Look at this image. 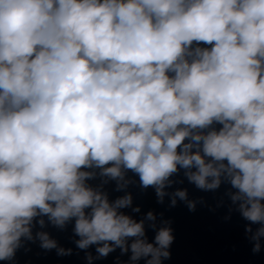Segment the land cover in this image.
Listing matches in <instances>:
<instances>
[{"label":"clouds","instance_id":"clouds-1","mask_svg":"<svg viewBox=\"0 0 264 264\" xmlns=\"http://www.w3.org/2000/svg\"><path fill=\"white\" fill-rule=\"evenodd\" d=\"M181 170L201 190L230 186L259 252L264 0H0V261L24 240L66 254L33 235L47 218L71 224L80 249L161 264L172 229L103 187L122 191L132 173L163 203ZM170 195L195 210L187 190Z\"/></svg>","mask_w":264,"mask_h":264}]
</instances>
